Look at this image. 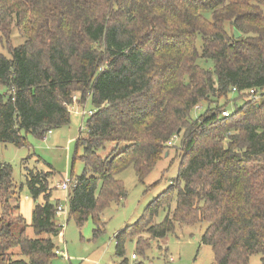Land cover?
<instances>
[{
  "label": "trees",
  "instance_id": "1",
  "mask_svg": "<svg viewBox=\"0 0 264 264\" xmlns=\"http://www.w3.org/2000/svg\"><path fill=\"white\" fill-rule=\"evenodd\" d=\"M13 27L26 40L11 57L0 52V142L44 138L70 124L74 96L82 110L91 99L76 139L85 168L71 177L67 202L79 227L93 219V238L104 231L103 211L127 197L118 175L133 166L143 182L181 137L177 176L115 234V264H151L152 240L200 222L216 264L264 254V0H0L8 42ZM52 174L29 170L19 187L35 203L31 237L20 196L14 202L12 165L0 164L6 264H51L57 255L63 225ZM17 224L24 227L15 233ZM135 238L140 259L132 262L126 243Z\"/></svg>",
  "mask_w": 264,
  "mask_h": 264
},
{
  "label": "rangeland",
  "instance_id": "2",
  "mask_svg": "<svg viewBox=\"0 0 264 264\" xmlns=\"http://www.w3.org/2000/svg\"><path fill=\"white\" fill-rule=\"evenodd\" d=\"M10 42L0 32V52L11 57V46L23 44L26 37L21 35L16 27L12 28ZM201 45V40L198 41ZM202 61V60H201ZM207 68H213L211 60L201 62ZM0 92H5V87L0 85ZM80 102V101H79ZM74 103L71 106V122L68 126L53 129L44 138H37L33 134H26L27 145L17 147L12 143L0 142V164L12 165V179L16 194L20 196V212L24 216L27 234L34 237L31 227L34 211V199L28 188L20 185L26 182L29 170L51 171V187L54 188V198L61 200L64 212L58 213L56 222L63 225V232L55 241L57 248L62 252L57 254L51 264H115L121 259L115 251V234L135 223L145 211L147 205L163 192L171 181L177 176L180 158L176 157L174 145H180L181 137L172 141L167 156H164L155 169L146 179L139 181L135 169L130 166L118 177L124 182L127 197L120 203H112L101 216L104 221V231L93 238L94 221H88L79 227L73 218H69V205L67 197L69 191L62 190L58 185L66 178H74L84 171V163L79 159L83 153L82 148H77L76 139L80 130L85 131L86 120L82 117L83 105ZM223 102V100H221ZM240 100L237 106H241ZM85 109H93L91 99L86 102ZM235 109L232 107L231 110ZM203 109H194L192 116L196 117ZM80 112V113H79ZM124 146H121L122 148ZM115 148L112 147V149ZM112 151L111 146L108 147ZM71 187L74 180H71ZM58 187V188H55ZM1 213V204H0ZM165 211L160 212L156 222L165 218ZM207 222H200L185 226H177L175 232L169 233L165 238L152 240L147 249V261L151 264H216L214 253L210 245L202 242V235L207 228ZM23 225L17 224L14 232L18 233ZM136 238L126 243V255L133 262L132 255L136 254ZM140 259V257H137ZM173 258V259H172ZM264 254H254L248 264H264ZM136 259V258H135ZM0 264H6L0 256Z\"/></svg>",
  "mask_w": 264,
  "mask_h": 264
},
{
  "label": "built area",
  "instance_id": "3",
  "mask_svg": "<svg viewBox=\"0 0 264 264\" xmlns=\"http://www.w3.org/2000/svg\"><path fill=\"white\" fill-rule=\"evenodd\" d=\"M234 90H235V89H234ZM250 93H251L252 98H254V99H258V95L255 93L254 90H250ZM73 100H74V103H77V96H74ZM79 113H80V112H79ZM91 113H93V111H91V110H89V111H87V110H82V111H81V115H82V116H83V115H86V114H91ZM230 113H231V112H230L229 110H224V111H223V115H224L225 117H228V116L230 115ZM51 132H52V131H49V133H51ZM71 183H72L71 178L66 177V178H65V179H64V180L58 185V187L61 188L62 190L67 191V190L70 189V187H71ZM57 212H58V213L64 212V208L62 207L61 204L59 205ZM61 253H62V252H61L59 249L56 250V254H61ZM132 258H133V259L137 258L136 254H133V255H132ZM172 259H173V258H172Z\"/></svg>",
  "mask_w": 264,
  "mask_h": 264
},
{
  "label": "water",
  "instance_id": "4",
  "mask_svg": "<svg viewBox=\"0 0 264 264\" xmlns=\"http://www.w3.org/2000/svg\"><path fill=\"white\" fill-rule=\"evenodd\" d=\"M234 35H235V37H239L241 35V33L237 29H234Z\"/></svg>",
  "mask_w": 264,
  "mask_h": 264
}]
</instances>
